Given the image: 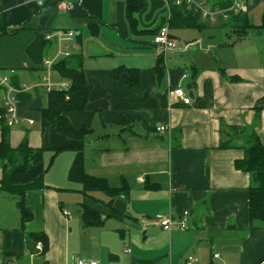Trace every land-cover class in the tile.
Returning <instances> with one entry per match:
<instances>
[{
    "label": "crops",
    "instance_id": "obj_1",
    "mask_svg": "<svg viewBox=\"0 0 264 264\" xmlns=\"http://www.w3.org/2000/svg\"><path fill=\"white\" fill-rule=\"evenodd\" d=\"M140 1L133 28L126 0H0V32L6 31L0 33V78L14 76L26 96L16 102L21 122L11 127L10 144L17 148L26 137L31 147L47 149L40 164L10 175L14 184L43 175V187L25 195L33 219L24 228L15 208L20 225L9 221L11 208L2 197L10 194L0 190V254L10 232L16 264H76L79 258L98 264H185L190 255L198 259L195 264H264V225L250 222L251 176L236 166L245 157L241 138L236 147H220L232 128L243 133L254 127L264 144V49L242 55L234 47L247 38L210 42L203 55L188 62L181 58L196 44L182 41L188 28H178L170 29L171 35L188 48L162 55L152 40L169 26L170 9L165 0ZM245 4L248 13V0ZM58 31L66 35L62 41L45 38L41 54L28 53L38 36ZM217 49L218 56L211 55ZM74 54L83 56L91 86L86 109L67 114L72 125L92 129L84 138L86 170L113 188L127 185V195L111 199L95 192L97 200L85 199L82 186L68 179L75 152L66 149L82 140L54 129L42 133L46 78L65 82L53 64ZM159 56L162 78L155 72ZM122 66L139 69L138 87L129 84L127 72L115 77ZM176 88L190 104L175 97ZM0 95L3 106L4 88ZM161 125L166 132H157ZM67 194L76 196V207L85 202L100 212L104 225L85 227L82 210L74 213L65 204ZM185 212L188 227L181 229ZM158 216L172 221L170 230L157 224ZM29 233L47 236L46 253L27 242Z\"/></svg>",
    "mask_w": 264,
    "mask_h": 264
},
{
    "label": "trees",
    "instance_id": "obj_2",
    "mask_svg": "<svg viewBox=\"0 0 264 264\" xmlns=\"http://www.w3.org/2000/svg\"><path fill=\"white\" fill-rule=\"evenodd\" d=\"M211 4L222 8L229 7L231 0H209ZM127 14L131 26L134 28L137 24L135 15L143 8V3L140 0H126ZM169 29L188 28L203 30L208 27V22L203 20L199 14L187 11L185 6L171 5L168 18ZM224 28L229 29V33H234L236 41H241L247 37L248 31L251 29L262 31L264 30L263 23L260 26L252 25L248 19V13L238 15L231 14L227 22L220 23ZM6 32L3 30L0 33ZM157 34V33H156ZM155 34V35H156ZM46 35V34H45ZM231 35V34H230ZM46 45L45 36L40 35L28 48V53L35 55L36 52L41 54ZM53 69L60 76L70 83L68 90H51L47 94V104L41 109L42 122L41 130L44 135L54 129L61 134H64L81 143H73L66 149L75 152V158L69 170L68 179L73 183H78L82 186L81 193L85 199L97 200L92 193L100 192L114 199L121 194L127 195L129 189L127 185L119 188H113L104 178L94 177L88 174L86 170L85 159V143L84 138L91 133L89 127H76L72 125L67 117L69 112L84 111L87 107L91 93V86L86 80L84 71V60L81 54L64 57L53 64ZM127 72L129 74L128 82L134 87L140 85V71L135 68L125 66L119 67L114 71L115 77ZM155 72L158 78H162L165 73L162 56L158 57L155 66ZM222 75H225V70H222ZM15 77H11V84L16 88H20L19 84L14 81ZM24 92L18 94V99H23ZM5 112L4 106L0 105V114ZM2 140L0 141V168L3 172V178L0 182V190L12 195L16 199V205L20 211L22 227L33 219L32 210L25 203V195L29 190L39 189L43 187V175L32 182L26 184H14L10 175L16 169L21 168L23 171H28L44 160V155L47 151L45 147L33 148L29 145L28 139L22 141L17 147L13 148L10 144L11 127L2 123ZM241 135V136H240ZM241 138V148L244 150L245 157L236 162L238 169L248 172L251 176V187L249 189V213L250 222L252 225H264V144L260 136L255 131L254 127L246 131L240 132L232 128L227 134V137L221 143L222 149L236 147L237 140ZM61 150H57L59 153ZM50 168L47 167L46 171ZM82 221L85 227L97 226L102 227L105 219L102 214L95 209L89 207L85 202L81 204ZM38 241L43 242L44 252L48 251V238L45 234L29 233L27 234V242L35 245ZM4 255L14 256L11 250L10 232L5 234L4 239Z\"/></svg>",
    "mask_w": 264,
    "mask_h": 264
},
{
    "label": "built area",
    "instance_id": "obj_3",
    "mask_svg": "<svg viewBox=\"0 0 264 264\" xmlns=\"http://www.w3.org/2000/svg\"><path fill=\"white\" fill-rule=\"evenodd\" d=\"M169 9L171 5L185 6L187 11L194 12L199 14L201 18L209 23H223L227 22L231 14H241L248 11L247 5L241 0H231L229 7L222 8L217 5H213L209 0H165ZM170 14V12H169ZM56 36L60 41L66 36L64 32L58 31L56 34L47 33L45 38L50 40ZM154 46L157 48L158 52L162 55H166L172 51H183L188 48V45H182L171 35L169 26L161 28L157 34L153 37L152 40ZM65 55H69L65 53ZM48 63V62H47ZM46 86L49 91L51 90H68L70 88V83L68 81L55 84L49 80V77L46 78ZM5 89V100L4 108L5 112L0 114V127L2 123L9 127H14L19 122L21 118L18 115L16 102L18 101V94L25 92V86H20L16 88L11 84V79L9 76H4L0 78V90ZM174 95L178 99H182L185 104L191 103V98L187 97L185 91L182 88H176L174 90ZM168 127L166 125H161L157 128V132L163 133L166 132ZM65 215H69L68 211H64ZM188 212H185L182 220L180 221L181 229H186L188 227ZM157 224H159L163 229L170 230L172 227V221L165 216H158L156 218ZM35 250L37 253L44 252V244L41 241H38L35 244ZM197 258L190 255L187 257L185 264H195ZM0 264H16L15 259L4 254H0ZM76 264H98L96 260H86L79 258L76 261Z\"/></svg>",
    "mask_w": 264,
    "mask_h": 264
},
{
    "label": "rangeland",
    "instance_id": "obj_4",
    "mask_svg": "<svg viewBox=\"0 0 264 264\" xmlns=\"http://www.w3.org/2000/svg\"><path fill=\"white\" fill-rule=\"evenodd\" d=\"M241 1L246 3V0H241ZM248 3L250 6V11L248 12V19L250 23L255 26H260L263 23V18H264V0H248ZM174 32L176 33L179 31H174ZM229 32H230L229 29L222 27L220 23H210L208 28H206L202 32L195 29H183L181 36L182 41L194 42V44H196L195 47L197 49H195L192 53L184 54L181 59L190 62L193 57L197 55H203L204 54L203 49H206L210 42H212V44L217 43L221 45L234 42L237 36L234 33H229ZM202 35L204 36L203 42H199L197 44L196 39H199ZM246 38H247L246 41L242 43H236L237 45L234 48H237L236 50L238 51V53L240 51H243L242 55H247L248 54L247 52H252L254 48L264 49V30L259 31V30L251 29L248 31ZM220 51L221 49L220 50L217 49V51L211 52V55L218 56V53ZM243 59L246 60V57H244ZM253 60L257 61L256 58H254ZM2 198H5L3 199L4 206L7 208L9 207L11 208V213L9 214L10 216L8 215L9 221L11 222L12 225H16L15 227H19L20 223L19 221H17V216H18L17 214H19L18 213L19 210L17 209V207H15L16 206L15 199L7 194H5V197ZM62 198L64 199V201H66L65 204L69 206L74 211V213H76V211L77 213L78 212L81 213L80 211L81 209L79 207H76L77 206V204L75 203L76 196L70 197L67 194V196L63 195ZM14 208L17 214H13ZM13 223H17V224H13Z\"/></svg>",
    "mask_w": 264,
    "mask_h": 264
}]
</instances>
